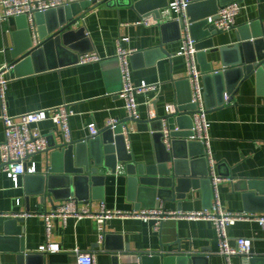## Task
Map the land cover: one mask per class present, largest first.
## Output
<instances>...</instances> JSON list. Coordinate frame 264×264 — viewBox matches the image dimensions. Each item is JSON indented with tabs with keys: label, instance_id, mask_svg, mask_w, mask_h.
I'll list each match as a JSON object with an SVG mask.
<instances>
[{
	"label": "crops",
	"instance_id": "0c3cea01",
	"mask_svg": "<svg viewBox=\"0 0 264 264\" xmlns=\"http://www.w3.org/2000/svg\"><path fill=\"white\" fill-rule=\"evenodd\" d=\"M84 1L87 0H65V3ZM100 1L88 7L78 23L71 27L73 31L85 29L88 43L82 47L90 44L93 51L102 57L100 61L86 64L73 62L9 77L18 57L15 55L25 53L30 43L35 45V33L29 22L27 33L21 27L23 20L16 17L0 19V73L8 78L5 87L8 113L20 115L66 103L75 112L70 118L74 141L90 136V124L103 130L111 118L127 121L131 129L128 153L132 154L137 171L142 168L145 172L158 171L159 174L164 165L161 162L168 157L167 151L171 148L162 147L154 137V131L162 124L186 131L191 124L186 114L175 117L172 123L168 120L149 122L150 105L156 113L155 117L169 114L167 105H174L175 110L176 107L187 110L192 107L187 61L185 56L178 54L181 38L175 27L162 30L154 14L153 3L149 1L138 0L131 5H126L127 0H120L123 2L121 5ZM199 2L191 11L193 16L199 17L204 11L213 10L212 1ZM240 2L243 9L237 16V26L258 19L264 26V0ZM167 7L161 9L162 19ZM58 17L51 19V25ZM149 17L155 22L137 24L140 19ZM236 31L218 33L214 37L215 45L233 43ZM119 43L125 49L143 52L133 61L130 58L133 83L158 84L156 90L136 96L139 103L137 121L129 117L125 101L118 94L121 89L117 59ZM163 49L167 51L164 55ZM72 54H68V60H74ZM207 57L208 61L217 59L215 65L221 67L218 53L207 50ZM198 66L201 71L199 61ZM29 69L26 65L20 72ZM201 80L205 92L203 73ZM212 91L213 94L208 92L206 100L216 106L207 111V119L210 123L212 159L217 174L225 179L219 185L221 203L227 211L264 214V80L259 82L255 75L251 76L235 91L232 101L222 106H217L218 95L215 89ZM2 114L0 87V143L5 139ZM36 127L47 136L52 149L29 157L27 162H35L38 173L42 174L52 167L51 152L65 140L61 127L52 120L42 121ZM198 150L200 147L197 145L194 153ZM186 152L184 145H176L178 156ZM126 164L119 163L116 173L103 165L99 169L103 179L98 181V185L90 187L88 196H85L88 191L80 188L71 197L77 198L81 207L89 205L94 212H99L102 204L107 209L123 211L149 207L147 205L154 203L155 198L147 196L144 201H138L139 194L131 193ZM200 164L199 171H204V163ZM65 166L63 158L56 161L57 168L64 169ZM60 185L55 187L56 197H43L38 193L41 187L39 179H26V175H22L16 184L5 172H0V264H78L76 250L93 253L95 264H141V255L159 253H192L201 257L197 264H228L219 253L220 238L214 222L205 219H168L160 230H156L153 221L113 218L105 223L104 238L100 241L95 218L71 216L64 220L55 217L51 220L48 234L46 214L69 198ZM160 200L166 209L172 211H200L211 209L213 204L209 190L198 184L190 188L184 197ZM18 218H23V221H11ZM229 234L232 243L237 237L252 238V256L264 258V229L258 221H238L229 227ZM48 242L58 245L59 250L43 251L41 247ZM247 258L233 256L231 264H246ZM147 263L158 264L157 261ZM258 264H264V260Z\"/></svg>",
	"mask_w": 264,
	"mask_h": 264
},
{
	"label": "water",
	"instance_id": "95a60500",
	"mask_svg": "<svg viewBox=\"0 0 264 264\" xmlns=\"http://www.w3.org/2000/svg\"><path fill=\"white\" fill-rule=\"evenodd\" d=\"M138 0H127L126 5H131ZM153 3L154 14L158 19L162 30L168 28H176L178 36L181 38V25L177 20L162 21L161 9L169 5V0H146ZM188 9V16L190 18L192 36L197 40L196 47L198 49L197 58L203 73V81L205 84V100L208 98V92L213 94L212 89H215L218 95V105L222 106L232 101L233 94L236 90L255 75L259 82L264 80V26L261 21L255 20L253 22L244 23L236 26V40L222 46H216L214 37L222 32L216 29L214 24L208 22L207 17L217 13L219 8L234 0H210L213 2V10L204 11L199 17L192 14V9L196 7L199 1L191 0ZM240 1V0H237ZM100 2H107L121 5L120 0H102ZM142 2V1H141ZM198 2V3H197ZM98 0H87L80 3H66L60 7L47 10L46 12H38L35 15V24L38 27V43L33 45L30 43L26 52L22 55L17 54V60L9 72V77L15 75L33 73L40 70L57 68L73 62H78L80 54L93 51V47L89 44L82 47L83 44L88 43L85 29H78L73 31L71 27L76 25L85 10L92 4L97 5ZM197 3V4H196ZM125 5V4H124ZM137 6V5H135ZM55 18L54 24L51 25V19ZM17 20H23L21 27L27 33L28 21L25 15L16 17ZM47 19V20H46ZM49 26H48V24ZM164 50V49H163ZM207 50L211 53H218L221 61V67H216V60L208 61ZM162 51V50H161ZM73 52L74 60H68V54ZM167 51H162L164 55ZM149 53V52H147ZM143 52H135L131 55L133 61L137 57H141ZM26 65L30 69L26 72H20ZM188 80V79H187ZM189 82V80H188ZM225 93L229 96L225 100ZM207 111L216 105H211L206 100ZM195 109L192 104L191 109L177 108L174 113H169L162 117L150 118L149 122L168 120L172 123L175 117L185 116L191 120L190 126L186 131H173V141L171 150L167 151L168 157L164 162L163 169L159 171H144L142 168L137 171V167L132 154L128 153L126 146V139L123 134V125L127 121H123L115 128L106 127L99 130L97 134L90 135L81 141L64 142L56 147L51 152L52 167L47 173L27 174L26 179L37 178L41 183L40 195L43 197L54 196L57 193L55 187L60 185L64 188L66 196L71 197L77 190L86 189V197L90 192L91 186L98 185V181L103 179L99 175V169L103 165L110 168L113 173L118 170L119 163H127L129 171V182L131 193L139 194L138 201H144L143 198H155L154 203L147 205L149 207L156 206L157 198L169 200L171 198L184 197L185 193L189 192L193 186L200 185L210 192L213 198V191L211 181L209 178V165L205 156V145L199 141L189 140L191 135L192 119L191 114ZM135 120V119H133ZM137 121V120H135ZM180 126V125H179ZM172 128V127H171ZM164 125L154 131V137L157 142L166 147L163 143ZM182 144L187 149L183 156H178L175 153L176 145ZM199 146L200 150L194 153L195 146ZM51 146L47 150L50 151ZM86 149L88 153H86ZM91 157V159H90ZM63 158L66 161L64 169L56 167V161ZM77 160V161H76ZM76 161V163H75ZM171 163V166H169ZM204 163V171H199L198 166ZM185 166V167H184ZM65 174L59 176L56 174ZM61 177V178H60ZM62 181V182H60ZM29 188V185H27ZM79 194V193H78ZM79 196V195H78ZM82 198V197H81ZM144 204V203H143ZM13 222L23 221V218L11 220ZM201 257L192 253H180L166 255L159 254H144L140 256L141 264H148V261H157L158 264H197ZM261 257L251 256L245 260L246 264H258ZM150 263V262H149Z\"/></svg>",
	"mask_w": 264,
	"mask_h": 264
},
{
	"label": "built area",
	"instance_id": "2783aa9c",
	"mask_svg": "<svg viewBox=\"0 0 264 264\" xmlns=\"http://www.w3.org/2000/svg\"><path fill=\"white\" fill-rule=\"evenodd\" d=\"M191 0H172L166 8L162 21L177 20L181 25V48L178 52L186 58L188 66V80L191 87V103L195 105V109L191 114L192 125L190 128L191 135L189 140H195L205 145V156L209 165V178L211 181L213 191V204L211 209L204 210H168L165 208L163 201L158 200V204L153 207H140L130 210H110L105 204H102L99 212H94L89 205L81 207L79 200L74 197H69L64 203L57 206L53 211L47 213L46 226L48 234L51 231V220L55 217L66 220L68 217H77L79 219L85 217L95 218L99 225L100 241L104 238L105 223L113 218H137L144 221H153L156 230H160L164 221L168 219H205L213 221L220 238L219 253L226 258L228 264H231L233 256L251 257L252 256V238L237 237L234 243L231 241L229 234V227L235 225L242 220H256L264 229V214H254L247 212H231L227 211L220 199L219 185L225 179L219 176L216 172V165L212 159L210 148V123L207 119V106L202 85V72L198 66L196 47L197 40L192 36L190 18L188 16V9ZM66 4L65 0H0V19L8 20L13 17L25 15L27 21L35 33V44L38 43L37 28L35 24V15L38 12H46L47 10L60 7ZM243 5L240 1L234 0L219 8L217 13L207 17L208 22L214 24L216 29L221 31H229L237 26V16L241 13ZM155 22L152 17L142 18L137 21V24L148 25ZM135 50L125 49L120 43L117 49V59L120 65L121 74V89L119 95L125 101V108L128 111L129 117L139 119V103L136 96L150 90H156L158 84H150L142 82L135 85L132 81V67L130 57ZM102 60L101 55L96 51L86 52L79 55V64H86ZM8 69V67H5ZM3 70V69H1ZM3 74V73H2ZM0 73V87L3 105L2 120L5 127V139L0 143V172H5L16 184L22 175L36 174L38 172L35 162L28 164L29 157L47 151L49 148V141L36 124L52 120L61 127L64 140L71 142L72 129L70 118L74 115L72 110L66 103L49 107L47 109H39L20 115H10L8 113L7 101L5 99V87L8 78H4ZM229 96L225 93V100ZM166 111L168 113L174 112V105H167ZM156 113L150 105V118H154ZM118 118H111L108 122L110 128H115L122 124ZM90 135L98 133L99 129L95 124L88 126ZM173 131H179L176 127L171 129L168 124H164L163 143L167 149L171 148ZM131 129L128 124L123 125V134L126 139V146L129 150L128 140ZM43 251H58L59 246L48 242L41 247ZM78 264H95V255L90 252H82L76 250Z\"/></svg>",
	"mask_w": 264,
	"mask_h": 264
}]
</instances>
